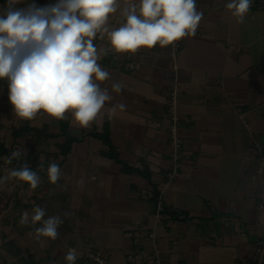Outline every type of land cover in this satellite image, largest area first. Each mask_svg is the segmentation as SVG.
<instances>
[{
    "label": "crops",
    "instance_id": "1",
    "mask_svg": "<svg viewBox=\"0 0 264 264\" xmlns=\"http://www.w3.org/2000/svg\"><path fill=\"white\" fill-rule=\"evenodd\" d=\"M228 2L196 0L204 15L195 35L179 40L175 72L168 46L105 56L107 35H97L98 63L110 73L101 87L113 100L88 128L73 127L66 114L68 134L79 137L66 154L58 153L63 136L45 141L44 172L52 162L61 169L54 191L64 201L55 207L65 227L50 240L52 249L34 259L48 255L51 264L61 240L67 248L85 246L104 264H129L128 253L149 254L154 245L166 264H249L255 248L264 247V161L261 175L250 177L264 159V0H252L243 23L225 7ZM121 11L109 15V30L125 22ZM113 82L124 86L119 93ZM173 86L180 139L175 156L167 112ZM36 118L38 125L30 126L58 132L57 120ZM104 131L122 163L102 153ZM28 233L35 230L17 234ZM18 248L22 255L28 251ZM262 254L258 264H264ZM78 255L77 264H96L84 250Z\"/></svg>",
    "mask_w": 264,
    "mask_h": 264
},
{
    "label": "clouds",
    "instance_id": "2",
    "mask_svg": "<svg viewBox=\"0 0 264 264\" xmlns=\"http://www.w3.org/2000/svg\"><path fill=\"white\" fill-rule=\"evenodd\" d=\"M20 2L7 0L0 13V79L7 81L12 112L21 121L39 115L49 122L68 119L70 113V124L78 128H88L113 100L108 88L101 87L110 78L98 63L101 52L105 56L109 52L134 54L141 47L168 46L195 35L204 15L196 0H56L43 7L35 3L15 7ZM251 4L252 0H229L225 7L237 23H243ZM118 8L125 22L109 30V15ZM98 34L101 39L106 34L110 45L101 52L93 43ZM123 87L120 82L111 84L117 93ZM108 115L112 118L114 111ZM23 155L24 151L14 150L5 163ZM47 176L52 184L60 179L56 162L49 165ZM10 179L27 182L33 190L40 184L37 172L26 163L0 177V184ZM45 216L43 207L34 206L31 212L21 213L19 224L32 226L38 242L42 238L55 240L63 220L60 215ZM37 223L41 226L35 227ZM77 258L74 248L64 257L67 264H75Z\"/></svg>",
    "mask_w": 264,
    "mask_h": 264
},
{
    "label": "rangeland",
    "instance_id": "3",
    "mask_svg": "<svg viewBox=\"0 0 264 264\" xmlns=\"http://www.w3.org/2000/svg\"><path fill=\"white\" fill-rule=\"evenodd\" d=\"M35 3L38 7H43L49 4L56 3V0H21V2L15 7L17 8H24L29 4ZM4 6L0 3V13L4 11ZM26 121V120H24ZM24 121L18 120V118L14 115L12 112V105L9 102V99L7 98V91L3 90L2 84L0 83V143L10 150H21L26 152L27 149L32 145V138L31 135H23L17 138H13L11 135V128L16 127L18 125H21ZM28 125L31 124H37L39 122V118H35L32 121H26ZM46 140H43V143L41 144V149H45L46 155L48 154L47 150V143H45ZM35 146V145H34ZM36 148V147H34ZM45 153L41 152L39 158H43L45 156ZM4 157L0 155V177L7 175V173L10 171V165L5 163ZM40 178V184L38 186L39 190H41L40 193H37V196H43L44 195V187L45 182L47 180V175H40L38 174ZM23 182L16 180V179H10L4 184H0V264H10L11 262H14L17 259V256L9 252L12 249H9V247L4 245V242L8 240L5 237H10L12 240L13 246H18L20 248L26 247L28 251L33 252L34 258L43 256L44 253L48 252V248H50V239L48 238H42V242H38L34 239L35 234H25L24 236H19L16 231L15 224L13 222V218L16 216V214L19 212V216L23 211H29L31 212L32 208L36 206L33 202L32 193L29 188H26L23 186ZM60 193V192H59ZM64 193V192H63ZM60 197L64 199V194L62 195L60 193ZM18 201L20 203H25L27 206L20 211H17L14 207V203ZM17 224H19V220L16 221ZM20 225V224H19ZM24 226H30V225H24ZM30 230V229H29ZM27 231V230H26ZM9 239V240H10ZM65 240H61L58 248L60 254L57 256V259L55 261H52L51 264H61L62 261L65 262L64 257L68 251L69 248L66 247L65 244H63ZM72 248L76 249L77 253L81 250H84L85 256L90 258L92 255H95L93 251L87 250L84 248L85 246H71ZM11 248V247H10ZM50 248L49 250H51ZM264 252V247H257L255 248L254 256L252 259V262L249 264H258L262 259V253ZM79 256V255H78ZM84 256V255H83ZM100 258V257H99ZM102 264H104V261L102 258ZM94 263H96L94 261ZM44 264H50L48 261H46ZM98 264V263H96Z\"/></svg>",
    "mask_w": 264,
    "mask_h": 264
},
{
    "label": "trees",
    "instance_id": "4",
    "mask_svg": "<svg viewBox=\"0 0 264 264\" xmlns=\"http://www.w3.org/2000/svg\"><path fill=\"white\" fill-rule=\"evenodd\" d=\"M7 0H0V3L5 7ZM0 83L2 84V88L3 90L7 91V98H8V84L7 81L5 79H0ZM58 122V132L56 134L53 133H49L47 131V126L45 124H41L39 127L36 126H30L28 125V123L26 121H24L21 125H18L16 127H12L11 128V135L12 137L15 139L17 137L23 136V135H31L30 137L32 138V145L31 147H29L27 149V151L25 152V155H23L20 159H13L12 163L9 164L10 168H16L19 169L20 167L24 166V164L26 163L27 166L32 170L37 172V174H41V175H46L47 172H44V168H46V166H48L49 161H48V157L45 153V156L40 159L39 155L41 153V151L43 149H41V144L43 143V140H46L47 138L50 137H56L57 135H61L63 136V141L58 144V153L64 155L68 152L69 147H70V143L73 140L78 139L79 137H72L71 135L68 134L67 132V120H59ZM88 132H86L87 134ZM82 136V135H81ZM101 140L103 141L104 144L107 145V150L106 151H102L103 154L109 156L110 158H112L113 160H115L116 162L122 163L114 154L112 148L109 146L108 141H107V133L104 131V133H102L100 135ZM35 145V146H34ZM36 147V148H34ZM13 150H10L8 148H5L1 143H0V155H2L5 160L6 157H9L11 155V152ZM43 165V167H41L40 165ZM10 169V170H11ZM43 169V170H42ZM23 186L26 188H29L31 191V195L33 198V202L37 205V206H41L46 210V216L45 219L48 218L49 216L52 215H56L59 210L61 209L60 207H55L56 204H62L64 199H62L60 197V193L59 192H55L54 188L56 187V184H52L49 182L48 178L45 182V187L46 190L44 191V195L39 197L36 195V193L39 191V188L37 187L36 189H31L29 184L27 182H23ZM157 191L153 190V198L156 199L157 197ZM27 205L25 203H20L18 201H16L14 203V207L15 209H17V211H20L21 209L25 208ZM62 212V211H61ZM20 219L19 216V212L16 214V216L13 218V222L15 224L16 227V231L18 233H21L22 231H24V229H30L31 231L34 229L32 226H21L19 224L16 223L17 220ZM37 225V224H36ZM61 227H65V223L63 222L61 225H59L58 227V232H61L62 228ZM67 229H69L67 227ZM4 245L9 247L10 250L9 252H11L12 254L17 256V259L14 262H11L10 264H44L47 260H48V255L41 257L39 259H34V256L32 253H29L27 250H25L22 255V250L19 249L16 246H13L12 240H6L4 242ZM80 260L79 258H77V260L75 261V264L79 263Z\"/></svg>",
    "mask_w": 264,
    "mask_h": 264
},
{
    "label": "built area",
    "instance_id": "5",
    "mask_svg": "<svg viewBox=\"0 0 264 264\" xmlns=\"http://www.w3.org/2000/svg\"><path fill=\"white\" fill-rule=\"evenodd\" d=\"M180 43L179 40L174 42L173 44L168 45L167 48V54L170 59V66L172 71H176L177 65H176V54L178 52ZM126 68H131L132 64L126 63L125 64ZM175 93H176V87L173 86L170 90L169 93V100H168V107H167V112H168V117H169V124H168V131L170 134V143L173 148L174 156L177 154L176 151L178 150L180 146V139L177 134V124H178V117L176 115L175 111ZM264 159L260 158V163L258 166H255L251 172H250V177L252 179H255L259 177L262 173V163ZM264 192V187L263 191ZM264 200V195L262 196L261 201ZM159 203L156 205V209L158 210ZM147 235L149 238L153 239V232L148 231ZM92 260H94L98 264H102V260L99 258L97 255H92L91 256ZM129 264H166L165 260L163 259L160 250L154 245L151 252L148 254L147 252L139 251L136 253H128L126 256Z\"/></svg>",
    "mask_w": 264,
    "mask_h": 264
}]
</instances>
